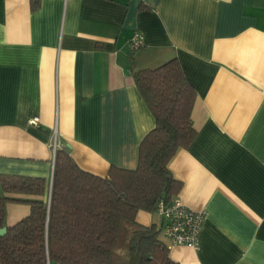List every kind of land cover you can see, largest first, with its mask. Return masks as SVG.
Returning <instances> with one entry per match:
<instances>
[{
	"label": "crops",
	"instance_id": "0c3cea01",
	"mask_svg": "<svg viewBox=\"0 0 264 264\" xmlns=\"http://www.w3.org/2000/svg\"><path fill=\"white\" fill-rule=\"evenodd\" d=\"M30 5L0 0V174L43 177L48 190L54 139L92 174L134 168L155 120L132 69L176 57L195 90V136L168 168L175 196L204 219L196 247L159 240L178 264H264V0ZM135 29L145 45L131 56ZM29 212L7 202L5 226ZM135 220L161 223L145 210Z\"/></svg>",
	"mask_w": 264,
	"mask_h": 264
},
{
	"label": "trees",
	"instance_id": "16d2710c",
	"mask_svg": "<svg viewBox=\"0 0 264 264\" xmlns=\"http://www.w3.org/2000/svg\"><path fill=\"white\" fill-rule=\"evenodd\" d=\"M39 2L31 0V9ZM132 74L155 120L138 145L136 166L111 165L98 176L81 169L60 147L48 190L43 177L0 174V228L7 202L30 205L29 214L0 235V264H46L47 259L59 264H178L159 240L158 227L138 223L135 215L154 212L160 199L170 200L181 188L168 162L195 136V90L176 57L152 68L134 67Z\"/></svg>",
	"mask_w": 264,
	"mask_h": 264
},
{
	"label": "built area",
	"instance_id": "2783aa9c",
	"mask_svg": "<svg viewBox=\"0 0 264 264\" xmlns=\"http://www.w3.org/2000/svg\"><path fill=\"white\" fill-rule=\"evenodd\" d=\"M142 33L135 29L128 41V52L131 56L135 55L144 47ZM32 124L37 123V118L32 119ZM56 137V136H55ZM53 150L58 149L59 145L54 139L51 143ZM161 220L159 234L174 245H198L199 232L204 219V211L193 210L182 203L177 196L165 201L160 199L154 211ZM46 264L51 263L48 259Z\"/></svg>",
	"mask_w": 264,
	"mask_h": 264
},
{
	"label": "water",
	"instance_id": "95a60500",
	"mask_svg": "<svg viewBox=\"0 0 264 264\" xmlns=\"http://www.w3.org/2000/svg\"><path fill=\"white\" fill-rule=\"evenodd\" d=\"M7 230V227L6 226H3L0 228V235H3Z\"/></svg>",
	"mask_w": 264,
	"mask_h": 264
}]
</instances>
